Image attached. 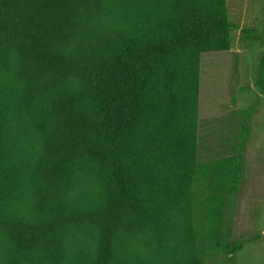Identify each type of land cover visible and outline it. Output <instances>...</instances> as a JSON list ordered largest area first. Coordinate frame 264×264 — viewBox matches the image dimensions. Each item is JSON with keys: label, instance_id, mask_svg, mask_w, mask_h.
Here are the masks:
<instances>
[{"label": "trees", "instance_id": "obj_1", "mask_svg": "<svg viewBox=\"0 0 264 264\" xmlns=\"http://www.w3.org/2000/svg\"><path fill=\"white\" fill-rule=\"evenodd\" d=\"M232 29L227 0H0V264H204L200 236L244 248L222 230L247 128L230 157L199 153L202 55L230 51Z\"/></svg>", "mask_w": 264, "mask_h": 264}, {"label": "rangeland", "instance_id": "obj_2", "mask_svg": "<svg viewBox=\"0 0 264 264\" xmlns=\"http://www.w3.org/2000/svg\"><path fill=\"white\" fill-rule=\"evenodd\" d=\"M227 7L231 50L202 55L199 153L203 165L230 157L247 128L244 177L222 230L230 248H244L235 254L215 251L204 236L198 246L206 255L204 264H264V92L256 85L264 57V0H227ZM204 185L195 189L198 198L204 197ZM196 212L197 225L207 231L202 204Z\"/></svg>", "mask_w": 264, "mask_h": 264}]
</instances>
